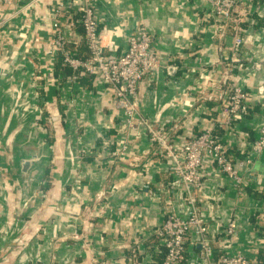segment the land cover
<instances>
[{
  "label": "crops",
  "instance_id": "obj_1",
  "mask_svg": "<svg viewBox=\"0 0 264 264\" xmlns=\"http://www.w3.org/2000/svg\"><path fill=\"white\" fill-rule=\"evenodd\" d=\"M56 2L0 0V264H160L158 227L168 213L188 211L172 159L144 126L127 127L100 73L72 80L61 66L50 46ZM94 3L99 28L117 30L106 35L108 54L122 53L140 28L151 35L161 65L138 82L137 111L169 130L177 149L214 128L242 174L235 184L203 158L198 205L216 257L238 251L264 264V150L251 148L264 124V65H254L264 61V0H236L226 22L206 0ZM60 21L81 53L77 15L66 11ZM237 27L242 61L230 71ZM232 83L247 91L249 112L227 124L220 94ZM199 252L189 234L177 264H205Z\"/></svg>",
  "mask_w": 264,
  "mask_h": 264
},
{
  "label": "built area",
  "instance_id": "obj_2",
  "mask_svg": "<svg viewBox=\"0 0 264 264\" xmlns=\"http://www.w3.org/2000/svg\"><path fill=\"white\" fill-rule=\"evenodd\" d=\"M212 4L213 11L225 22L232 18L236 8V0H206ZM95 0H57L54 5L53 30L54 38L50 46L54 52L59 53L62 67L71 69V79H78L79 73H100L102 80L108 83L116 99V104L124 111L125 121L130 130L144 126L148 138L172 159L170 166L174 181L180 183L188 211L185 215L168 213L158 227L157 233L163 238L165 247L164 257L160 264H177L186 249L187 237L194 236L200 244L199 255L205 264H261L253 262L241 252L222 253L215 255L212 239L207 234V223L201 214L198 205V190L203 185L201 164L207 155L218 168L230 176L235 184L242 182V174L233 165L226 152V144L214 128H205L188 139L180 148L174 145L170 138L169 130L161 127L158 121L149 120L141 115L136 108L135 98L138 82L149 71L161 65L160 58L153 51L151 35L145 28L130 34L127 39L126 49L116 55L108 54L109 41L106 35L111 36L117 30L102 31L95 16ZM66 11L74 12L82 26L87 57L76 54L74 48L69 47L60 26V18ZM240 27H237L230 45L228 56V69L231 71L242 61L239 49L242 45ZM256 67L264 65V61L254 64ZM65 72V70H64ZM221 105L219 113L221 122L230 124L238 115L249 112L247 91L236 83L228 84L220 94ZM127 141L112 151V156L120 158ZM252 151L259 153L264 150V124L260 126L259 134L252 143ZM227 239L235 234V223L228 222L226 227Z\"/></svg>",
  "mask_w": 264,
  "mask_h": 264
},
{
  "label": "trees",
  "instance_id": "obj_3",
  "mask_svg": "<svg viewBox=\"0 0 264 264\" xmlns=\"http://www.w3.org/2000/svg\"><path fill=\"white\" fill-rule=\"evenodd\" d=\"M66 44H67L69 47H72V46H70L69 42H66ZM72 48H73V47H72ZM75 51H76V54L79 55V56H81V57H87V56H88V50H87V47H86V43L83 44L81 53L78 52V50H75ZM57 55H58V57H59V63L61 64V57H60V54L57 53ZM61 66H62V64H61Z\"/></svg>",
  "mask_w": 264,
  "mask_h": 264
}]
</instances>
